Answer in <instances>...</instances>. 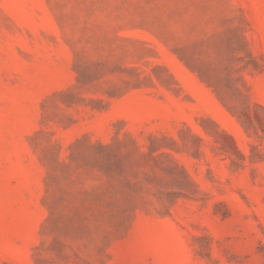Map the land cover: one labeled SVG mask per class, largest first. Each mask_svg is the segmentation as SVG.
Here are the masks:
<instances>
[{
	"label": "rangeland",
	"instance_id": "374dc122",
	"mask_svg": "<svg viewBox=\"0 0 264 264\" xmlns=\"http://www.w3.org/2000/svg\"><path fill=\"white\" fill-rule=\"evenodd\" d=\"M0 264H264V0H0Z\"/></svg>",
	"mask_w": 264,
	"mask_h": 264
}]
</instances>
